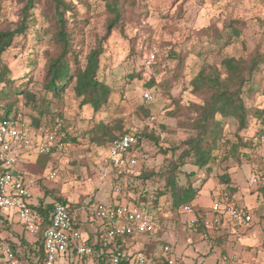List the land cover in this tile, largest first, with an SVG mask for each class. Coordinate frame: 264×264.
I'll return each mask as SVG.
<instances>
[{
  "label": "rangeland",
  "instance_id": "374dc122",
  "mask_svg": "<svg viewBox=\"0 0 264 264\" xmlns=\"http://www.w3.org/2000/svg\"><path fill=\"white\" fill-rule=\"evenodd\" d=\"M65 1L74 6L81 20L78 40L84 41V57L103 40L110 14L104 0ZM127 2L131 5L126 7L123 26L114 30L106 42L102 41L105 53L101 57L100 77L114 88L109 105L94 114L90 107L81 106V100L71 89L63 101L53 104V109L62 112L66 118L69 137L77 142L68 141L65 147H57L48 158L40 157L32 162L35 154L31 151L32 160L21 157L17 162L15 170L34 183L28 187L29 203L37 206L42 200L51 203L55 197H60L77 204L75 220L81 225L83 235L89 237L86 229L95 231L96 227H106V222L95 216L97 204H128L145 193L143 196H147L148 202L159 200L162 213L158 215L159 228L149 236H141L129 248L124 247L126 253L133 257L144 255L151 263L153 257L166 256L163 248L168 246L173 264H223L221 257L233 252L247 264H264V194L260 190L264 188V131L257 135L258 131L264 130V117L261 120L251 118L248 131L240 133L243 139H251L253 145L241 150L250 155V159L242 160L243 167L235 160L222 162L221 158L237 142L238 125L233 119L218 117L223 126V137L215 150L218 160L209 165L211 171L201 169L185 158L186 164L179 172L182 185L190 180L195 187L210 174V184L188 210L185 207L179 211L171 210L170 195L158 196L165 186L161 173L177 163L179 156L191 147L186 143L196 136V131L189 126L197 120L192 105L203 104L209 97L207 90H195L193 79L205 65L220 66L225 57L264 55V0ZM23 6V1L0 0V28H17ZM37 19L26 38L16 39L5 61L16 77L29 72L31 76L25 78L30 81L29 89L42 95L43 67L55 45L52 32L48 31L41 40L38 39V31L47 28L38 11ZM230 26L241 31L240 40L219 53L218 49L224 44L222 34L229 33ZM206 29L212 31V37ZM32 48L37 49L38 56L31 54ZM175 54L181 58H175ZM151 55L155 60L147 67ZM151 79L156 83L150 88L154 100L147 103L143 92L149 89L146 84ZM254 81L259 83L258 90L252 96L246 95L245 101L248 106L264 110V66ZM171 97L179 99V103ZM142 105L149 108V115L139 109ZM17 109L19 112L16 117L13 114L12 119L33 127L31 108L22 99H19ZM115 119L123 124L122 130L115 131L117 135L126 130L153 133L158 138L159 144L147 139L142 141L141 150L134 154L137 164L132 169L112 168L110 143L99 144L91 140L92 129L99 131L110 121L113 125ZM23 149L17 148V153ZM226 168L241 189L237 197H247V200L236 199L242 205L250 206L253 223L245 228L230 225L231 233L228 234L201 232L196 227L194 214L211 210L218 197L216 193L222 188L218 177L226 172ZM18 171L14 174L18 175ZM51 172L57 173L54 180L49 179ZM256 177L259 181L253 183ZM3 212L11 213L10 221L19 237L30 241L38 238L26 230L13 212ZM97 235L91 232V240L96 242ZM209 246L212 247L210 250ZM195 250L198 251L195 253ZM98 258L62 257L57 264H102Z\"/></svg>",
  "mask_w": 264,
  "mask_h": 264
},
{
  "label": "trees",
  "instance_id": "16d2710c",
  "mask_svg": "<svg viewBox=\"0 0 264 264\" xmlns=\"http://www.w3.org/2000/svg\"><path fill=\"white\" fill-rule=\"evenodd\" d=\"M19 1H23L24 6L22 7V19L18 27L15 29L0 28V123L12 119L13 114L16 117L19 112L17 103L19 99H22L26 106L31 108L34 135L38 136L50 131L58 139L60 138V144H65L68 141L77 142L75 138L69 137L65 124L66 118L62 112L53 109V104L63 101L64 95L71 89L75 97L81 100V106L90 107L94 114H98L109 105L114 88L100 77L101 57L105 53L102 41L106 42L114 30L123 26L126 7L131 5V3H128L127 0H104L105 7L110 14L106 35L96 47L90 49L82 57L84 41L82 39L78 40L79 35H81L79 30H82L79 27V21L81 20L78 19V13L75 11L73 5H70L65 0ZM37 11L43 17L47 28L45 29L44 27L38 31V39L41 40L42 35L48 31L52 32L55 45L54 52L47 59L43 67L42 95L29 89L30 81L25 79L31 76L29 72H26L23 77H16L5 61L6 54L14 47L16 39L26 38L38 22ZM229 28V33L222 34L224 44L218 49L219 53H221L220 50L232 46L240 40L241 31L234 30L231 26ZM205 31L210 37L213 36L211 35L212 31H209V29ZM217 44L219 45L218 40ZM31 54L38 56L37 49L32 48ZM175 58L181 57L175 54ZM33 63H35L34 60ZM263 66L264 55L258 53L249 55L247 58L225 57L220 66L205 65L193 79L192 84L195 90L200 92L205 89L208 91L209 97L203 104L192 105V112L196 114L197 120L189 125L196 131V136L186 143L191 147L179 156L177 163L171 164L161 173L160 177L164 179L165 186L158 196L170 195L172 199L171 210L179 211L184 207L192 206L197 198L201 196L204 187L209 182L210 174L205 177L198 187H195L190 180H188L187 184L182 185L179 181V172L183 171L181 166L186 164L185 158L192 160V164L201 169L205 168L208 169L207 171H211L209 165L218 160L215 150L223 137V126L218 121V117L221 119H233L238 125V132L235 135L237 142L233 143L228 154L221 158L222 162L235 160L239 166L243 167L242 160L250 159L249 153H241V150L252 148V141L251 139H243L240 137V133L248 131L251 118L261 120L264 117V110L248 106L244 97L246 95L252 96L257 92L259 83L254 81V77L262 71ZM155 84V81L151 79L146 86L149 88L148 90H151L150 88L155 86ZM171 99L175 103H179V99L172 97ZM139 109L146 115L150 114L149 108L144 105L140 106ZM113 121V125H111L110 121L102 125L99 131H95V128L92 129L91 133L94 134L91 138L92 142H98L99 144L109 142L111 144L118 137L131 132L125 130V132L117 135L115 131L122 130L123 124L117 119ZM263 131H258L257 135ZM144 139L152 140L155 144H159L155 134L137 132V144L133 148L135 155L141 150V144ZM57 147H53L51 153L41 155V157L48 158ZM191 175H187V177ZM232 176L227 169L223 175L218 177L222 188L214 201L220 200L224 203L244 208L246 206L239 203L236 199L241 189L239 184L232 179ZM254 179L253 183H255ZM260 190L264 194V188ZM144 194H141L139 199H134L131 202L136 205L146 206L157 216L162 214L161 208L158 206L159 200L154 199L153 202H148L147 196L145 195L144 197ZM58 202L65 204L73 214L78 209L77 204L68 202L60 197H55L51 203L42 200L37 206H33L35 210L42 214V230L50 225L53 208ZM210 211L203 210L194 214L196 227L201 232H210L211 234L222 232L220 227L209 229L206 226V222L213 216L212 208ZM75 226L79 227L78 224H75ZM101 234L98 233V240L96 242L91 240L92 237H90L89 246L95 252L94 257H99L98 260L102 264H111L113 257L117 253L124 254L120 264H138L137 258L140 256L144 257V264H169L170 254L166 256L162 255L158 259L153 257L150 259L151 263H149L148 258L144 255H139L138 257L127 255L125 248L121 244H123L122 241L130 239V237L118 239L108 246H103L99 240ZM149 235L151 234L141 236ZM37 237L36 247L35 249L31 248V252L33 251L37 254L39 257L37 264H40L44 260V240L42 233H39ZM4 241L7 242V240ZM7 243L17 253V258L20 261L28 257L25 252H18V246L15 243L11 241ZM210 248L212 247L209 246V250ZM66 256L78 257L80 259L85 258L77 256L75 253H68ZM70 264L76 263L72 262Z\"/></svg>",
  "mask_w": 264,
  "mask_h": 264
},
{
  "label": "built area",
  "instance_id": "2783aa9c",
  "mask_svg": "<svg viewBox=\"0 0 264 264\" xmlns=\"http://www.w3.org/2000/svg\"><path fill=\"white\" fill-rule=\"evenodd\" d=\"M155 56L151 55L146 66L149 67ZM145 101L154 100L150 90L143 92ZM155 120V118H153ZM137 144V132H130L115 139L109 148V162L112 168L117 170L132 169L136 166L133 148ZM65 147L60 144L54 133L47 131L38 136L33 134L32 126L16 119H8L0 123V212L11 211L20 220V223L34 235L42 233L44 240V260L40 264H57V261L68 253H75L80 257H94V250L89 246V238L83 235L82 230L76 227L75 212L68 209L63 203H56L51 223L42 230V214L35 210L29 203V185L34 183L28 180L20 172L14 174V169L19 162L20 154L17 148H24L34 151L37 155L51 153L52 148ZM56 172L49 174V179L54 180ZM259 178H255L257 183ZM188 210V207H185ZM213 216L206 222L209 229L220 227H248L253 223V214L248 207H239L234 204L224 203L216 200L212 206ZM95 216L106 222L100 241L103 246H108L118 239L136 237L157 232L159 218L144 205L128 204H97ZM78 224V223H77ZM163 253L169 255L171 249L168 246L163 248ZM0 256L7 264H23L17 253L9 243L0 237ZM124 257L123 253H117L111 264H120ZM223 264H242L237 253L226 254L221 257ZM173 264L172 260H168ZM138 264H144L143 256L137 258Z\"/></svg>",
  "mask_w": 264,
  "mask_h": 264
},
{
  "label": "crops",
  "instance_id": "0c3cea01",
  "mask_svg": "<svg viewBox=\"0 0 264 264\" xmlns=\"http://www.w3.org/2000/svg\"><path fill=\"white\" fill-rule=\"evenodd\" d=\"M31 151L32 150L23 149V151L19 155L20 156V159L22 157V159H27V160L31 159L32 160L33 159V157H32L33 155L30 156ZM34 154H35V158H34V161H32V162L38 161V159L41 157V155H37L35 152H34ZM14 171H18V170L17 169L16 170L14 169ZM209 184H210V182L207 183L206 186H208ZM216 194H218V193H216ZM246 198L247 197H242V196H241V198L239 197V199H242V200H247ZM245 206L250 208V206L247 205V204H245ZM10 216H11V213L1 212V215H0V237H1V239L7 240V242L11 241V242L15 243L18 246V252H21L22 251V252H25L26 253V255L28 257H26L25 259H23L21 261L23 264H37V262H39V257L33 251L31 252V248L32 249H35V247H36L35 243L37 242V239H35L34 241H30V240H27L25 238L19 237L17 235V231L15 230V228L13 226V223H11V221H10ZM78 226L82 230V227H81V225L79 223H78ZM230 229H231V226L228 225L227 228H223L222 229V233H227V234L228 233H231ZM103 230H104V228L96 227V230L95 231H93L91 229H86V233L88 232L87 233L88 236L91 237L90 236V233L91 232H92V234H93V232L96 234V233H102ZM232 232L234 233V231H232ZM100 237L101 236H99V240H100ZM140 237L141 236H136V237H133V238H130V239H126V240L122 241L123 244H121V246L126 247V248H129L130 246H132V244L135 242V240L139 239ZM197 251L195 250V253ZM126 254L127 255H132V254H128V253H126ZM241 260H242V264H247V263H245V261L242 258H241ZM0 264H7L5 262V260L2 258V256H0ZM249 264H252V263H249Z\"/></svg>",
  "mask_w": 264,
  "mask_h": 264
}]
</instances>
